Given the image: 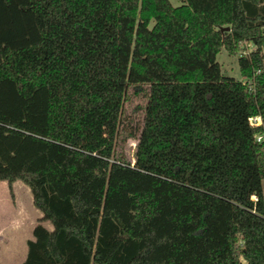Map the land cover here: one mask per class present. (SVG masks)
Instances as JSON below:
<instances>
[{"label":"trees","instance_id":"obj_1","mask_svg":"<svg viewBox=\"0 0 264 264\" xmlns=\"http://www.w3.org/2000/svg\"><path fill=\"white\" fill-rule=\"evenodd\" d=\"M262 26L264 0H0V180L41 212L17 264H264V65L215 58Z\"/></svg>","mask_w":264,"mask_h":264},{"label":"rangeland","instance_id":"obj_2","mask_svg":"<svg viewBox=\"0 0 264 264\" xmlns=\"http://www.w3.org/2000/svg\"><path fill=\"white\" fill-rule=\"evenodd\" d=\"M171 4L177 5L178 0H170ZM216 61L219 64L220 73L224 76H230L235 79L241 80L242 76L238 69L237 54L227 52L221 47L215 55ZM135 87H128L125 94L122 109L120 113V122L114 137L113 152L115 155H121L128 161L132 162V152L135 144V136L141 125V118L143 114L144 98L141 92H135ZM13 206L15 209L26 211L28 207L35 208L31 202V194L28 187L16 179L13 181ZM262 195L264 199V178L261 179ZM9 203H0L1 218H4L9 212ZM19 208H18V207ZM16 209V210H17ZM11 230V232H8ZM7 234L4 241L0 245V252H9L12 254H20L23 248L24 238L29 234L28 227L22 225L16 226H0V233ZM4 235V234H3Z\"/></svg>","mask_w":264,"mask_h":264},{"label":"crops","instance_id":"obj_3","mask_svg":"<svg viewBox=\"0 0 264 264\" xmlns=\"http://www.w3.org/2000/svg\"><path fill=\"white\" fill-rule=\"evenodd\" d=\"M180 2L181 0H178V4ZM10 185H11V190H12V195H13L14 182L12 181ZM13 201H14V198L10 196L9 194L7 182L5 180H0V203L2 202L9 203L8 204L9 213L6 214L4 218H1L2 214L0 212V226H4V227L5 226L7 227L16 226L19 228L22 225H24L25 227H28V230H29V234L24 238L23 248H22L21 253L12 254L9 252H0V263L1 264H17L24 259L25 251H26L25 240L32 238L31 229L33 225L37 222V218L41 215V212L36 207L31 208L29 206L26 211L19 210L17 208L16 210L15 207L13 206ZM41 224H43L48 229L51 228L50 223L46 220L41 221ZM8 232H11V230H8ZM8 232L6 233L2 232L4 235L0 233V241L2 242L4 241V238L7 237ZM2 242H0V244Z\"/></svg>","mask_w":264,"mask_h":264},{"label":"built area","instance_id":"obj_4","mask_svg":"<svg viewBox=\"0 0 264 264\" xmlns=\"http://www.w3.org/2000/svg\"><path fill=\"white\" fill-rule=\"evenodd\" d=\"M261 34L264 37V26H262ZM238 48L239 50L236 53L237 55H248L251 51L257 50L260 61L264 65V41L260 44H256L251 39H245L238 43ZM241 80L243 82L250 83L252 80V76H242ZM247 121L250 126L255 127V131L253 132V139L261 146L264 161V118L260 113H254L247 117ZM249 197L252 201H255L257 198L254 193L250 194Z\"/></svg>","mask_w":264,"mask_h":264},{"label":"water","instance_id":"obj_5","mask_svg":"<svg viewBox=\"0 0 264 264\" xmlns=\"http://www.w3.org/2000/svg\"><path fill=\"white\" fill-rule=\"evenodd\" d=\"M221 29H227V26H223V27H221Z\"/></svg>","mask_w":264,"mask_h":264}]
</instances>
